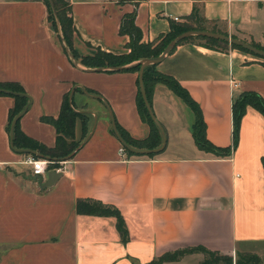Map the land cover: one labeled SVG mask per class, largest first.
<instances>
[{
	"label": "crops",
	"instance_id": "crops-1",
	"mask_svg": "<svg viewBox=\"0 0 264 264\" xmlns=\"http://www.w3.org/2000/svg\"><path fill=\"white\" fill-rule=\"evenodd\" d=\"M65 1L74 25L72 48L81 56L97 48L127 52L129 37L119 33L126 13L134 12L141 41L149 42L195 5L212 27L264 47V0ZM47 15L44 0H0V81L18 82L31 99L19 119L21 131L51 147L55 128L42 116L56 117L73 88L101 99L74 90L75 109L91 116V135L61 163L55 183L42 187L46 176H34L26 155L10 146L6 125L14 100L0 95V264H151L165 252L194 246L233 257L255 254L264 264V117L248 106L232 146L231 110L241 92L264 98V59L237 48L177 45L156 69L199 104L206 138L231 152L217 156L199 149L192 137L193 111L156 83L150 105L166 133L165 147L152 156L122 155L106 105L125 132L145 138L150 128L137 109L138 73L73 66ZM74 132L80 140L79 119ZM80 198L118 208L126 242L114 217L78 213ZM202 260L201 252H193L161 264Z\"/></svg>",
	"mask_w": 264,
	"mask_h": 264
},
{
	"label": "trees",
	"instance_id": "trees-1",
	"mask_svg": "<svg viewBox=\"0 0 264 264\" xmlns=\"http://www.w3.org/2000/svg\"><path fill=\"white\" fill-rule=\"evenodd\" d=\"M54 10L57 14V18L60 23L61 31L67 44L69 50L75 57V59L83 66L87 68H97V67H116L124 66L122 70L119 71H131L137 72L139 70L138 60L146 57H154L159 55L166 44L173 39L179 33L190 30V29H203L210 30L213 32H221L215 28V26L207 27L206 19L201 14L200 7L195 5L192 12L185 16L182 20L170 21L169 30L165 33L159 34L154 40L149 42H142V33L140 28L135 24V14L134 12L126 13L122 16L119 26V33L121 35H127L129 37L128 42L125 47L128 49L127 52L121 54H114L111 52H106L97 48L95 52L91 55H79L72 48V35L74 30L73 21L70 15V4L65 0H52ZM47 7L48 20L57 32V26L55 23V17L53 15L52 7L48 0H44ZM198 40L199 42H195ZM202 41V42H201ZM185 42H193L202 45L207 48L224 50L226 49L228 43L207 37H189L182 40L179 44ZM178 44V45H179ZM259 48L264 49V47L257 44L251 43ZM231 48H237L249 54L251 52L243 49L242 47L231 45ZM175 49V48H174ZM173 49V50H174ZM172 50V51H173ZM171 51V52H172ZM253 55V54H252ZM256 56V55H254ZM258 57V56H257ZM260 58V57H259ZM262 59V58H261ZM136 61V63L130 64ZM157 64H151L144 68L143 70V86L146 92L147 99L150 103L153 87L156 83H163L169 87L177 96H179L193 111L195 115V121L192 125V137L196 146L209 153H213L217 156H227L231 152L232 147H218L213 145L207 138L205 134V122L203 120L202 111L199 104L191 97L189 92L181 86V84L172 76L159 72L156 69ZM113 72V70H107ZM138 84V79H137ZM0 89L8 91V93L0 91V95H7L13 98V105L9 108L6 130L10 133L11 123L13 119L24 109L25 105L29 102V96L25 93V90L21 84L14 81H0ZM76 92H81L82 89L75 88ZM90 93H95L93 91L87 90ZM69 94L66 93L60 105L59 113L56 117L53 116H42L41 120L47 122L55 128L56 139L55 144L51 147H47L44 144L34 140L31 137L25 135L19 127V119L13 125L12 138L13 146L17 149H31L35 150L39 154L48 157L54 162L48 166V169H55L58 167V162L70 155L80 144L82 139L88 134V124L91 120V116L88 112L76 110V105L74 99L72 98L71 103L68 100ZM136 104L139 115L143 121L149 125V134L142 139H136L131 137L127 132H125L116 122V127L118 133L125 140L127 144L131 147L141 150V149H151L156 148L161 144V134L159 128L151 120L149 113L144 105L142 96L140 93L139 85L137 88ZM252 107L259 111L264 117V98L256 92L244 91L241 92L232 102V139L233 145L235 146L238 141V134L241 119L246 111L247 107ZM79 119L82 124V138L80 140L75 139V121ZM111 133L112 129H110ZM125 149V148H124ZM26 156L30 155L34 158H39L36 154L22 153ZM126 155H136L125 149ZM149 156L155 154H148ZM76 211L81 214L88 215H99V216H112L115 218L116 228L120 235L121 241L126 242L128 239V232L125 225V221L119 212L118 208L112 205L103 204L100 201L80 198L76 201ZM193 252H201L203 254V260L199 264H262L261 259L255 254H237V262L232 261V256L228 254H220L216 251H211L202 246L185 247L179 248L173 251H168L157 258H155L151 264H161L166 261H175L180 259L185 254H190Z\"/></svg>",
	"mask_w": 264,
	"mask_h": 264
},
{
	"label": "water",
	"instance_id": "water-1",
	"mask_svg": "<svg viewBox=\"0 0 264 264\" xmlns=\"http://www.w3.org/2000/svg\"><path fill=\"white\" fill-rule=\"evenodd\" d=\"M52 10H53V15L55 17V23L57 26V32H58V37L59 40L62 44V47L65 51V53L67 54V56L69 57V59L71 60V63L73 64V66L79 68V62L75 59V57L73 56V54L71 53V51L69 50L67 44L65 43L62 31H61V27H60V23L59 20L57 18V14L54 10V6H53V2L52 0H48ZM194 36H199V37H207V38H213V39H217V40H221L224 41L230 45H236L239 47H242L243 49L251 52L253 55H256L260 58L264 59V49L259 48L247 41L235 38L233 36H230L228 34H223V33H219V32H213L210 30H203V29H190V30H186L183 31L181 33H179L178 35H176L173 39H171L166 46L164 47V49L162 50V52L154 57H146V58H142L140 60H138L137 62L139 63V70H138V85H139V89H140V93L142 96V100L144 102V105L149 113V116L151 118V120L154 122V124L159 128L160 130V134H161V144L156 147V148H151V149H135L133 147H131L129 144H127L125 142V140L121 137V135L118 133L117 131V127H116V122L113 116V113L111 112L110 108L106 105V108L108 109V114H109V118H110V123H111V129L112 132L114 134V136L119 140V142L121 143V146L125 149H128L129 151H131L132 153L136 154V155H148V154H156L161 152L166 144V137H165V132L164 129L162 127V125L160 124V122L157 120L155 114L153 113V110L151 109V105L147 99L146 96V92L144 90V86H143V70L146 66L151 65V64H158L159 62H161L168 54L171 53V51L184 39L189 38V37H194ZM136 63V62H135ZM124 66H116V67H97V68H92V70L95 71H102V70H113V71H119L122 70ZM127 67V65L125 66ZM83 90V92L88 95V96H92L94 98L97 99H101L100 96L98 95H91L88 93V91L84 88H81ZM75 88H73L69 94V102L71 103L72 100V95L74 93ZM0 91L8 93V91L4 90V89H0ZM31 103V99L29 97V102L25 105L24 109L13 119L12 123H11V130L9 133V137H10V146L11 148L19 153H30V154H36L37 156H39L40 158H45V159H49L46 156H43L41 154H39L38 152H36L35 150H31V149H17L13 146V138H12V129H13V125L16 122V120L18 118H20L22 116V114L26 111L27 107L29 106V104ZM97 117L94 116V125L96 123ZM93 130V127H92ZM91 135V132L85 137V139L83 140L82 143L79 144V146L68 156H66L65 158H63L60 161H66L68 159H70L75 151L84 143L86 142L89 137ZM61 176V172L60 171H56L54 169H50L47 171L46 173V180L42 181V187H48L51 186L55 183V181Z\"/></svg>",
	"mask_w": 264,
	"mask_h": 264
},
{
	"label": "built area",
	"instance_id": "built-area-1",
	"mask_svg": "<svg viewBox=\"0 0 264 264\" xmlns=\"http://www.w3.org/2000/svg\"><path fill=\"white\" fill-rule=\"evenodd\" d=\"M176 21H179V19L177 17L174 18ZM233 85L235 86L236 84L233 83ZM119 153L124 155L125 154V149L121 146L119 148ZM25 164L30 166V171L31 173L36 176V177H45L48 169V166L53 163L54 161L51 159H45V158H34L30 155L26 156L24 159ZM65 161H59L58 162V167L55 168L54 170L56 171H61V163H63ZM60 164V165H59ZM43 169L42 171H40V169Z\"/></svg>",
	"mask_w": 264,
	"mask_h": 264
},
{
	"label": "rangeland",
	"instance_id": "rangeland-1",
	"mask_svg": "<svg viewBox=\"0 0 264 264\" xmlns=\"http://www.w3.org/2000/svg\"><path fill=\"white\" fill-rule=\"evenodd\" d=\"M121 1H122V0H121ZM206 26H207V27H210L211 25H210L209 23H208V24L206 23ZM56 37L59 39V37H58V32H56ZM195 42H199V41H198V40H195ZM201 42H202V41H201ZM230 46H231V45L228 44L227 47H226V49H227V48H231ZM226 49H224V50H226ZM243 52H244V51H243ZM251 55H252V54H251ZM252 56H254V55H252ZM254 57L259 58V57H257V56H254ZM262 59H263V58H262ZM68 100H69V96H68ZM165 137H166V133H165ZM166 138H167V137H166ZM237 260H238L237 257H233V256H232V261H233V262L236 263ZM252 264H253V263H252Z\"/></svg>",
	"mask_w": 264,
	"mask_h": 264
},
{
	"label": "clouds",
	"instance_id": "clouds-1",
	"mask_svg": "<svg viewBox=\"0 0 264 264\" xmlns=\"http://www.w3.org/2000/svg\"><path fill=\"white\" fill-rule=\"evenodd\" d=\"M43 169L41 168L40 171H42Z\"/></svg>",
	"mask_w": 264,
	"mask_h": 264
}]
</instances>
